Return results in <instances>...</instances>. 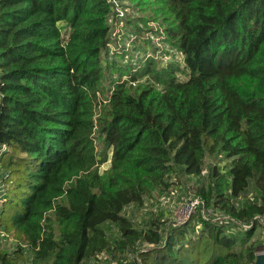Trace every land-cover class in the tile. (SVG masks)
Wrapping results in <instances>:
<instances>
[{"label": "trees", "instance_id": "1", "mask_svg": "<svg viewBox=\"0 0 264 264\" xmlns=\"http://www.w3.org/2000/svg\"><path fill=\"white\" fill-rule=\"evenodd\" d=\"M126 1L128 33L140 38L139 24L153 21L165 48L157 53L173 60L146 53L115 63L108 80L103 55L117 14L108 0H0V229L17 244L0 247V264H89L102 254L127 264H256L264 0ZM223 154L229 172L212 167L188 222L139 230L123 215L167 192L175 174L201 178L206 157Z\"/></svg>", "mask_w": 264, "mask_h": 264}, {"label": "rangeland", "instance_id": "2", "mask_svg": "<svg viewBox=\"0 0 264 264\" xmlns=\"http://www.w3.org/2000/svg\"><path fill=\"white\" fill-rule=\"evenodd\" d=\"M123 5L128 6V2L123 1ZM129 12V9L125 11V14ZM142 16V15H141ZM114 19V18H113ZM113 26L112 37L110 42V51L109 53H104L103 55V65L108 70L107 78L111 77V71L114 67V64H118L121 62H127L130 59H135L136 57L151 53L155 55L157 58H161L163 61H172L173 55H167L163 57L159 52L157 53V49H165L164 45L158 40L160 36L158 34L159 25L152 22H148L147 24H139V28L141 29V35L135 36L131 33H128L133 30L131 25L129 28H125L127 24L125 21H117L113 20L111 24ZM161 29V28H160ZM155 34L152 37V33ZM150 37V38H148ZM141 39V40H140ZM150 41V42H149ZM143 44L146 49L141 48V50L136 49L137 44ZM124 56V59L121 57ZM180 60V57L178 58ZM117 75V74H115ZM98 150L101 149V141L97 138ZM220 165L223 167V171L229 172L231 168V159L228 158L225 154L218 156L217 159L214 157L207 156L205 160V171L201 178L196 177H187L186 175L175 174L173 175V185L172 187L165 193H159L158 191L154 192L151 196L145 199V202L142 206L138 205H129L124 214L130 220L134 222V225L137 229L143 230V228L149 227L152 221L159 222L160 227L164 230L168 226L173 224H179L186 220V208L187 205L191 201H195L197 199V190L202 185H207L210 178L209 173L214 165ZM110 168V161L100 166V172H106ZM201 179V180H200ZM200 180V181H199ZM16 197V200L13 199L12 202L8 204V209H11V205L19 204V200L22 197ZM213 214V213H211ZM103 228L107 229L109 235L113 238L119 237L118 229L115 225L110 223H105ZM241 230L233 229L231 232L240 233ZM263 236V237H262ZM264 238V228L258 226L256 229V233L253 238V242L257 243L258 248V256L264 255V244L261 242V239ZM264 240V239H263ZM0 247L3 251H13L16 248V242L14 238L6 237V234L3 232V235H0ZM151 246L147 244L139 243V249L149 248ZM136 255L135 253L131 252L127 256V260L134 258ZM89 264H127L126 260L118 261L109 258L106 254H102L99 257H96L95 260H92Z\"/></svg>", "mask_w": 264, "mask_h": 264}, {"label": "built area", "instance_id": "3", "mask_svg": "<svg viewBox=\"0 0 264 264\" xmlns=\"http://www.w3.org/2000/svg\"><path fill=\"white\" fill-rule=\"evenodd\" d=\"M109 3L112 5V7L114 8L115 12L117 14H114V19L113 20H117V21H121L122 24H123V20L122 18L125 16V11L127 9L124 8V6L126 5H123V1L126 2V0H108ZM111 19V20H112ZM153 37V36H152ZM3 189L1 188L0 186V209H1V206L3 204ZM203 203V201L197 197V199L193 202L191 201L187 206L186 208V220L184 222H181L179 224H184L186 222H188L191 217L196 213L198 207ZM256 219H258L264 226V216L262 217H257ZM248 228V227H246ZM0 235H3V231L0 229ZM136 257V256H135ZM139 260V259H138Z\"/></svg>", "mask_w": 264, "mask_h": 264}, {"label": "water", "instance_id": "4", "mask_svg": "<svg viewBox=\"0 0 264 264\" xmlns=\"http://www.w3.org/2000/svg\"><path fill=\"white\" fill-rule=\"evenodd\" d=\"M256 264H264V255H257V261Z\"/></svg>", "mask_w": 264, "mask_h": 264}]
</instances>
